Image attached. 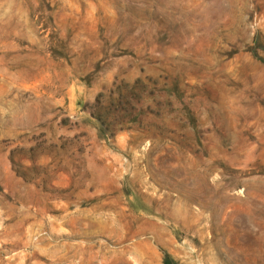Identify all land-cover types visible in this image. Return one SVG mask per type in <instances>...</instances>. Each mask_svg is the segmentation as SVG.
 Here are the masks:
<instances>
[{
	"label": "rangeland",
	"instance_id": "rangeland-1",
	"mask_svg": "<svg viewBox=\"0 0 264 264\" xmlns=\"http://www.w3.org/2000/svg\"><path fill=\"white\" fill-rule=\"evenodd\" d=\"M0 264H264V0H0Z\"/></svg>",
	"mask_w": 264,
	"mask_h": 264
}]
</instances>
